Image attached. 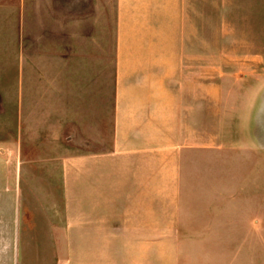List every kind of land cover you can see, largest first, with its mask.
I'll list each match as a JSON object with an SVG mask.
<instances>
[{
  "label": "rangeland",
  "instance_id": "rangeland-1",
  "mask_svg": "<svg viewBox=\"0 0 264 264\" xmlns=\"http://www.w3.org/2000/svg\"><path fill=\"white\" fill-rule=\"evenodd\" d=\"M199 2L200 50L216 56L200 67L193 168L141 169L130 191V157L111 168L113 0H0L23 264H264V0Z\"/></svg>",
  "mask_w": 264,
  "mask_h": 264
},
{
  "label": "crops",
  "instance_id": "crops-1",
  "mask_svg": "<svg viewBox=\"0 0 264 264\" xmlns=\"http://www.w3.org/2000/svg\"><path fill=\"white\" fill-rule=\"evenodd\" d=\"M113 2L111 168L119 169L120 160L130 157L131 191L135 184L144 183L135 177L144 175L141 169L158 170L161 176L167 168L184 170L188 164L193 168L198 151L200 67H213L216 55L200 50L199 0ZM63 163L66 171L70 166ZM94 167L100 169L98 163ZM22 183V148L0 146V264H23ZM135 214L139 212L130 209V217ZM53 228L65 233L64 225Z\"/></svg>",
  "mask_w": 264,
  "mask_h": 264
}]
</instances>
